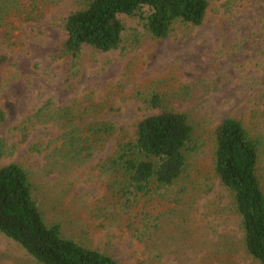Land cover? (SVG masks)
<instances>
[{
	"label": "rangeland",
	"instance_id": "374dc122",
	"mask_svg": "<svg viewBox=\"0 0 264 264\" xmlns=\"http://www.w3.org/2000/svg\"><path fill=\"white\" fill-rule=\"evenodd\" d=\"M77 1L63 0L38 22L23 24L21 50L0 43V55L9 58L0 65V139L5 144L0 166L16 163L27 169L39 186L37 199L46 221L57 219L65 235L119 264H260L243 248L239 218L227 192L216 179L209 180L207 194L200 187L213 176L211 130L234 118L262 143L258 174L264 188V0H208L199 26L176 24L163 40L151 38L138 18L122 16L125 29L118 49L101 53L83 47L69 63L59 56L67 37L63 20L80 8ZM152 92L167 94L173 108L200 121L202 144L183 183L189 195L175 209L168 197L167 204L155 205L156 213L167 217L148 239L150 254L128 230L129 216L108 195L107 180L96 166L114 154L118 140H133L140 120L159 113L144 104ZM174 92L180 95L169 100ZM47 103L49 110L76 107L85 117L115 127L73 173L71 164L52 163L53 150L60 146L59 129L30 123L26 137L19 130L22 121ZM143 204L141 200L132 212L142 211ZM78 213L82 218L76 221ZM154 250L163 254L159 263L153 261ZM0 264L36 263L0 234Z\"/></svg>",
	"mask_w": 264,
	"mask_h": 264
},
{
	"label": "trees",
	"instance_id": "16d2710c",
	"mask_svg": "<svg viewBox=\"0 0 264 264\" xmlns=\"http://www.w3.org/2000/svg\"><path fill=\"white\" fill-rule=\"evenodd\" d=\"M62 1L0 0V43L21 50L24 45L21 26L38 22L49 8ZM77 2L80 8L63 20L67 37L59 56L69 63L81 54L83 47L101 53L118 49L125 29L122 16L138 18L151 38L163 40L176 24L199 26L209 5L208 0ZM8 62L7 54L0 55V65ZM178 94L172 93L169 100ZM167 96L163 92H152L143 100L147 109L159 110V113L140 120L135 125L133 140H118L114 154L96 166L107 180L108 195L115 205L121 206L122 213L129 216L128 230L143 242L150 254L148 239L161 227L159 220L167 217L166 212L156 213L155 205L167 204L168 197L175 209L189 195L183 183L185 177L190 176L191 162L202 144L200 121L189 112L173 108L166 102ZM51 106L47 103L39 107L22 121L19 130L26 137L30 123L50 124L59 129L56 140L60 146L53 150L52 163L55 167L60 161L63 165L71 164L73 173L74 169L85 165L115 127L108 122H97L89 118V114L85 117L76 107L54 106L49 110ZM2 121L0 110V123ZM211 137L213 176L205 178L206 184L200 189L207 194L212 185L209 180L218 181L230 196L239 218L246 254L264 264V188L258 174L262 143L252 138L234 118H225L214 126ZM4 155L5 144L0 139V159ZM177 186L180 188L174 191ZM38 192L39 186L23 166L16 163L0 166L1 235L17 244L36 264H119L109 254L65 235L64 224L57 219L48 223L37 199ZM105 198L101 199L102 205H106ZM141 200H144L142 211L133 213ZM74 216L76 221L82 218L79 213ZM152 216L154 223H150ZM139 220L141 224L137 227L134 224ZM154 251L157 256L153 261L159 263L157 259L162 252Z\"/></svg>",
	"mask_w": 264,
	"mask_h": 264
}]
</instances>
